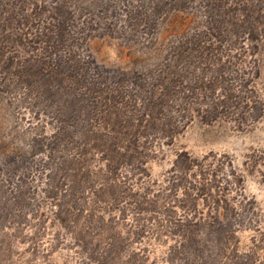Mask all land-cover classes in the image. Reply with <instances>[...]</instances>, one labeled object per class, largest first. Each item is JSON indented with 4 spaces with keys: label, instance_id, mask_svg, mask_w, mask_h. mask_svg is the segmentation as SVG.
<instances>
[{
    "label": "rangeland",
    "instance_id": "374dc122",
    "mask_svg": "<svg viewBox=\"0 0 264 264\" xmlns=\"http://www.w3.org/2000/svg\"><path fill=\"white\" fill-rule=\"evenodd\" d=\"M0 264H264V0H0Z\"/></svg>",
    "mask_w": 264,
    "mask_h": 264
}]
</instances>
